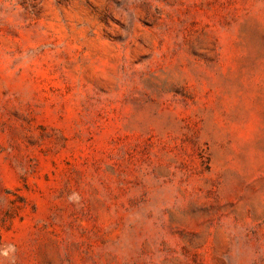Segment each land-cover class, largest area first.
<instances>
[{
	"label": "rangeland",
	"instance_id": "374dc122",
	"mask_svg": "<svg viewBox=\"0 0 264 264\" xmlns=\"http://www.w3.org/2000/svg\"><path fill=\"white\" fill-rule=\"evenodd\" d=\"M0 264H264V0H0Z\"/></svg>",
	"mask_w": 264,
	"mask_h": 264
}]
</instances>
